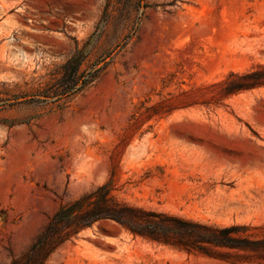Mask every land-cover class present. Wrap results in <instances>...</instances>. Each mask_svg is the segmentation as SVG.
<instances>
[{
    "label": "rangeland",
    "instance_id": "374dc122",
    "mask_svg": "<svg viewBox=\"0 0 264 264\" xmlns=\"http://www.w3.org/2000/svg\"><path fill=\"white\" fill-rule=\"evenodd\" d=\"M70 59L93 78L47 94ZM257 79L264 0H0V264L109 181L119 201L264 239V85L227 93ZM50 264H264V248L187 253L103 221Z\"/></svg>",
    "mask_w": 264,
    "mask_h": 264
},
{
    "label": "trees",
    "instance_id": "16d2710c",
    "mask_svg": "<svg viewBox=\"0 0 264 264\" xmlns=\"http://www.w3.org/2000/svg\"><path fill=\"white\" fill-rule=\"evenodd\" d=\"M79 59H70L62 67L63 73L57 84L61 90L47 94L62 95L86 85L93 77L79 73ZM72 63V69L67 70ZM251 75L239 76L237 80ZM231 78L237 77L230 74ZM83 78V79H82ZM264 85V79L252 83L232 82L228 94ZM112 182H106L78 198L61 204L36 235L28 248L19 255L10 254L7 264H50L52 256L79 232L94 224L111 221L133 237L149 242L176 247L187 253L207 254L212 248H228L241 251H258L264 248V239L251 240L244 235L249 226H216L200 223L164 212L149 210L119 201L113 194Z\"/></svg>",
    "mask_w": 264,
    "mask_h": 264
},
{
    "label": "water",
    "instance_id": "95a60500",
    "mask_svg": "<svg viewBox=\"0 0 264 264\" xmlns=\"http://www.w3.org/2000/svg\"><path fill=\"white\" fill-rule=\"evenodd\" d=\"M115 233H119V230H115Z\"/></svg>",
    "mask_w": 264,
    "mask_h": 264
}]
</instances>
